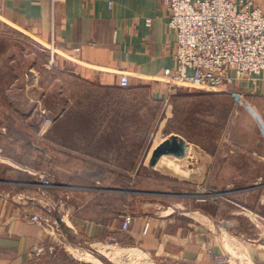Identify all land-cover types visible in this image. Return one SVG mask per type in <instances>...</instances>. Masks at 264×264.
I'll return each instance as SVG.
<instances>
[{"label":"crops","instance_id":"crops-1","mask_svg":"<svg viewBox=\"0 0 264 264\" xmlns=\"http://www.w3.org/2000/svg\"><path fill=\"white\" fill-rule=\"evenodd\" d=\"M253 1L262 3V0ZM147 20L151 21L149 26ZM168 21L169 9L164 0H0V22L52 49V55L64 59L73 72L75 83L83 86V94L73 97L75 102L83 96V106L74 116L78 117L77 123L73 127L69 125V133L74 136L68 142L67 155L58 158L56 150L60 147L45 141L36 145L33 152L35 157L44 159L46 170L19 162L20 168L15 169L24 179L18 182L0 179V186H18L17 197L23 198L17 201L8 190L0 194V264H32L44 257L57 237V230L30 223L28 215L39 213L55 220L57 215L52 207L62 194L67 200L79 201L77 208L65 210L73 225L72 233L86 242L112 241L116 245L112 249H126L124 242H128L126 246L145 254L142 258L151 264H222L221 258L226 260L223 264H232L239 260L229 253L227 246L234 245L226 244L227 233L244 245L253 264H264V173L254 177L262 183L228 191L227 225L221 224L224 215L221 208L225 205L220 200H212L213 212L210 216L199 215L202 219L182 212L187 194H182L180 208L177 204L158 208L149 203L140 210L142 196L175 195L126 189L122 184L139 179L141 163L144 169L155 168L145 165V159L141 161L138 145L135 152L121 149L135 147L133 141L124 142L125 135L128 132L138 135L141 119H151V105H165L171 95L162 82L163 71L175 67L176 39ZM122 75L128 77L127 88L118 84ZM242 85L249 93L259 91L262 96L259 82H242ZM249 106L246 112L256 124L263 144V153H252L257 158L254 163L264 165V113L261 116L256 108ZM152 111L155 117V109ZM81 121L82 126L78 123ZM82 134L81 141L76 142V137ZM172 135L187 142L180 133H170L162 141ZM188 147L194 152L191 155L194 161L204 166L211 163L207 154L195 150L193 145L187 144ZM185 156L181 159L162 156L158 160L188 163L192 169L194 161L186 153ZM214 162L212 158V165ZM54 174L60 177L56 179ZM45 178L53 185L43 186L41 180ZM254 208H260V212ZM243 209L250 215H245V219L250 231L253 229L251 235L241 230L237 222L243 215L239 210ZM126 217L130 222L123 230Z\"/></svg>","mask_w":264,"mask_h":264},{"label":"rangeland","instance_id":"rangeland-1","mask_svg":"<svg viewBox=\"0 0 264 264\" xmlns=\"http://www.w3.org/2000/svg\"><path fill=\"white\" fill-rule=\"evenodd\" d=\"M63 60L54 57L52 49L39 45L0 22L1 180L16 179L18 182L24 179L20 175L21 172L15 169L20 168L19 162L46 170L43 159L35 157L33 152L36 145L44 144L45 141L60 147L56 150L58 158L67 155L68 142L73 140L74 136L73 133H69V125L72 124L73 127L77 123L78 117L74 116L83 106V96L81 100L77 99L75 102L73 97L83 94V86L75 83L72 79L75 75ZM167 92L171 95L165 105L163 103H156L154 107L151 105V119L149 118L151 126L148 125V118L141 119L139 134L128 132L125 135L124 142L129 144L133 141L135 147L121 151L135 152L138 145L142 161L151 147L162 141V138L170 133H180L187 138L188 145H193L195 150L207 154L211 163L204 166L205 174L198 182L179 181L170 174L162 175L159 169H144L141 163L139 179L125 181L122 184L126 189L133 187L132 189L141 191L172 192L175 195L142 196L138 205L140 210L149 203L159 206L158 208H168L175 204L180 208L182 200L180 198L182 194H187L188 200L186 204L183 202L182 207L185 208L183 207L182 212L190 213V216H193L191 215L193 212L210 216L214 209L211 208L212 200H220L221 205H225V208H221L224 212L221 224L227 225L225 213L228 212L227 203L230 198L228 191L262 183L254 180V177L264 173V165L254 163L257 158L252 153H263V144L259 139L256 124L246 112V108L249 109V105H252L261 115L264 113L262 101L264 97L258 94L259 91L250 93L246 91L242 82L217 90L180 85ZM152 109H155V117ZM78 123L82 126V121ZM154 130L157 133L153 132ZM82 138L83 134L75 140L81 141ZM197 146L199 149L195 148ZM189 156L190 159L193 158L190 154ZM212 158L213 162L215 161L213 165ZM15 165L17 167H14ZM192 165L193 169H200L202 166L196 159ZM54 177L58 179L60 175ZM45 181L52 183L46 178ZM5 190H8L11 197H17L20 191L15 185L0 186V194ZM59 196L61 197L52 207L53 214L57 216L55 220L50 221L57 223L56 218L59 217L63 220L64 228L57 223V237L49 245L44 257L35 259L32 264H95L82 259L85 253L99 260L97 264H138L139 260L141 264L142 262L147 264L142 257L136 256L139 255L137 252L135 256L125 254L127 258L112 255L111 246H116L112 241L92 243L86 242L77 234L74 235L73 225L69 222L65 209L77 208L79 201L67 200L65 194ZM249 204H252V201H249ZM198 206L202 208H197ZM254 209L260 212V208ZM239 212L243 214L237 220L240 229L251 235L253 229L250 231L245 219V215L250 216L249 212L244 209ZM64 229L69 231V235L65 234ZM127 243L124 242V247L129 248L130 246H126ZM75 248L77 251L73 250ZM101 251H108L110 254L104 257Z\"/></svg>","mask_w":264,"mask_h":264},{"label":"built area","instance_id":"built-area-1","mask_svg":"<svg viewBox=\"0 0 264 264\" xmlns=\"http://www.w3.org/2000/svg\"><path fill=\"white\" fill-rule=\"evenodd\" d=\"M164 2L169 9L168 26L176 39L175 67L162 74L167 90L180 85L217 90L237 82H259L264 95V0L261 4L253 0ZM118 84L127 88L128 77L120 76ZM41 182L45 187L53 185L45 179ZM28 220L44 229L58 228L39 213L29 214ZM129 222L126 217L123 230ZM224 261L220 259V263Z\"/></svg>","mask_w":264,"mask_h":264},{"label":"bare ground","instance_id":"bare-ground-1","mask_svg":"<svg viewBox=\"0 0 264 264\" xmlns=\"http://www.w3.org/2000/svg\"><path fill=\"white\" fill-rule=\"evenodd\" d=\"M192 149H189V147L186 149V154H187V156L190 154V155H194V152H192L191 151ZM188 152H189V154H188ZM196 153V152H195ZM205 156V155H204ZM1 158V157H0ZM195 158V157H194ZM205 158L208 160V157H206L205 156ZM5 160V159H4ZM177 160V159H176ZM159 161V162H158ZM158 161H156L155 163H154V165H153V167H155L156 169H159V170H161V171H164V172H167V173H169L170 175H173V176H176V177H178V178H181V179H183V181H184V179H188V180H191V181H195V182H198V180H200V179H202L201 178V176L204 174V170H205V167H204V164H202V173H201V171H200V169H198V168H195V170L192 168V169H190V167H188V163H183V162H181V163H168V161L166 162V159L164 160V158L163 159H161V160H158ZM178 161V160H177ZM5 162V161H4ZM6 162H7V160H6ZM10 162V161H9ZM8 163V162H7ZM205 163V162H204ZM206 164V163H205ZM14 167H17L16 165L14 166ZM190 182V181H189ZM184 207V206H183ZM185 208V207H184ZM183 209V208H182ZM164 212V211H163ZM194 214H193V216H195V217H197V219H202V217L201 216H199V214L198 213H195V212H193ZM205 218V217H204ZM66 220V219H65ZM205 220V219H204ZM253 220H254V218H253ZM208 222V221H207ZM209 223V222H208ZM212 223V222H211ZM206 225V224H205ZM204 226V225H203ZM210 228H211V226H209ZM209 228V229H210ZM215 229V228H214ZM220 229V228H219ZM212 230V229H211ZM214 232V231H213ZM221 232H222V230H221ZM224 232V231H223ZM227 234V233H226ZM225 234V237H227V240H229L226 244H230V242H231V244H233L234 245V247L233 248H230V246L228 247L227 246V248H228V250H229V253L231 254V255H233V257H234V259L236 260H239V262L238 261H233V263L232 264H253L251 261L252 260H250V258L248 257V254H247V252H246V249H245V247H244V245L243 244H241L239 241H237L236 239H233V238H230V237H228V235H226ZM218 235V234H217ZM218 237V236H217ZM58 240V239H57ZM64 243V242H63ZM93 243V242H92ZM95 243V242H94ZM70 244V243H69ZM91 244V243H90ZM107 245V244H106ZM64 246H65V244H64ZM67 246V245H66ZM94 246V245H93ZM92 246V247H93ZM221 246V245H220ZM115 246H113V248H114ZM70 248V247H69ZM105 248V247H104ZM117 248V247H116ZM221 248V247H220ZM121 249V248H120ZM113 249V252H111V254L112 255H115V256H122L123 254H126V255H136V252H137V249H135V247H134V249H131L130 247L127 249ZM67 250V249H66ZM73 250H76V248L75 249H73ZM79 250V249H78ZM85 250V249H84ZM102 250V249H101ZM104 250V249H103ZM106 250V249H105ZM69 251V250H68ZM77 251V250H76ZM139 251V250H138ZM70 252V251H69ZM81 252V251H80ZM80 252H79V254H80ZM83 252V251H82ZM127 252V253H126ZM140 252V251H139ZM71 253H73V252H71ZM76 253V252H75ZM78 253V252H77ZM84 253V252H83ZM104 257H108V254H110V252H108V251H106V252H104V251H101L100 252ZM138 253V252H137ZM73 255V254H72ZM80 255H82V254H80ZM140 253H139V255H136V256H138V257H140ZM143 255V254H142ZM142 255H141V257H142ZM125 256V255H124ZM144 257H145V254L143 255ZM81 257V256H80ZM82 259L83 260H86V261H89V262H92V263H95V264H97V262H99V260H97L95 257H93L91 254H89V253H85V255H82ZM126 258H127V256H125ZM131 257V256H130ZM144 257H143V261H147L146 259H144ZM146 258H147V256H146ZM149 258V257H148ZM137 259V258H136ZM141 259V258H140ZM121 260V259H120ZM133 260V259H132ZM127 261V260H126ZM135 261V260H134ZM140 261V260H139ZM137 262V260H136V262L138 263V264H141L140 262ZM88 262V263H89ZM124 262V261H123ZM128 262V261H127ZM154 262V261H153ZM133 263V262H132ZM121 264V263H120ZM125 264V263H124ZM142 264H143V262H142ZM146 264V263H145ZM147 264H151L149 261H147ZM153 264V263H152Z\"/></svg>","mask_w":264,"mask_h":264},{"label":"water","instance_id":"water-1","mask_svg":"<svg viewBox=\"0 0 264 264\" xmlns=\"http://www.w3.org/2000/svg\"><path fill=\"white\" fill-rule=\"evenodd\" d=\"M186 149L187 143L179 136L172 135L161 141L155 148L148 152L145 158V165L149 167L153 166L154 163L162 156H173L181 159L185 156ZM56 221L62 228H64L63 220L61 218L57 217ZM64 232L69 235L68 230L64 229Z\"/></svg>","mask_w":264,"mask_h":264},{"label":"trees","instance_id":"trees-1","mask_svg":"<svg viewBox=\"0 0 264 264\" xmlns=\"http://www.w3.org/2000/svg\"><path fill=\"white\" fill-rule=\"evenodd\" d=\"M43 161H44V159H43ZM45 162V161H44ZM46 168H47V166H46Z\"/></svg>","mask_w":264,"mask_h":264}]
</instances>
